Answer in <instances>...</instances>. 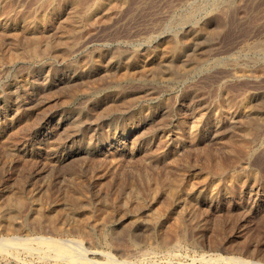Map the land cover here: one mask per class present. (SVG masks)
<instances>
[{"label": "rangeland", "instance_id": "rangeland-1", "mask_svg": "<svg viewBox=\"0 0 264 264\" xmlns=\"http://www.w3.org/2000/svg\"><path fill=\"white\" fill-rule=\"evenodd\" d=\"M35 1L0 0V241L264 264V0ZM147 53L157 63L124 79ZM43 252L0 248V264H68Z\"/></svg>", "mask_w": 264, "mask_h": 264}, {"label": "bare ground", "instance_id": "bare-ground-1", "mask_svg": "<svg viewBox=\"0 0 264 264\" xmlns=\"http://www.w3.org/2000/svg\"><path fill=\"white\" fill-rule=\"evenodd\" d=\"M11 1V0H10ZM37 1V0H36ZM35 1V2H36ZM68 2H70L72 5H74V4H76L77 5V3L79 2V1H82V0H67ZM101 3V2H100ZM103 3V2H102ZM213 3V2H212ZM211 3V4H212ZM64 4V3H63ZM79 4V3H78ZM206 5L207 4H210L209 2L207 3H205ZM205 4H204V6H205ZM214 4V3H213ZM218 4V3H217ZM53 5V4H52ZM80 5V4H79ZM113 5V4H112ZM200 5H201V3H200ZM39 6V5H38ZM50 6V5H49ZM203 6V5H202ZM210 6V5H209ZM208 6V7H209ZM218 6V5H217ZM113 7V6H112ZM2 8V7H1ZM18 8V7H17ZM72 8V7H71ZM99 8V7H98ZM108 8V7H107ZM193 8V7H192ZM207 8V7H206ZM22 9V8H21ZM64 9V8H63ZM69 9V8H68ZM197 9V8H196ZM201 9V8H200ZM208 9V8H207ZM18 10H19V8H18ZM81 10V9H80ZM192 10V9H191ZM190 10V11H191ZM194 10V9H193ZM205 10V9H204ZM82 11V10H81ZM198 11H199V9H198ZM198 11H196V14L198 13ZM201 11V10H200ZM207 11V10H206ZM75 12V11H74ZM86 12H87V9H86ZM204 12V11H203ZM208 12V11H207ZM206 12V13H207ZM211 12V11H210ZM214 12V11H213ZM35 13V12H34ZM70 13V12H69ZM83 13V12H82ZM64 15V14H63ZM69 15V14H68ZM75 15V14H74ZM77 15V14H76ZM185 15V14H184ZM16 16V15H15ZM39 18V17H38ZM86 18V17H85ZM45 19V18H44ZM50 19V18H49ZM69 19V18H68ZM200 19V18H199ZM42 20V19H41ZM46 20V19H45ZM67 20V19H66ZM176 20V19H175ZM39 21V20H38ZM38 21H36V22H34L33 24H32V26L31 27H29L26 31H29V32H32V34L34 33V34H36V33H38V29H39V24L38 23H40V22H38ZM62 21V20H61ZM72 21V20H71ZM75 21V20H74ZM78 21V20H77ZM191 21H193V14H188V15H185L180 21H179V24L181 25V24H186V23H188V22H191ZM214 21V20H213ZM43 23H44V21H42ZM48 22V21H47ZM76 22V21H75ZM49 23V22H48ZM52 23V22H51ZM63 23V22H62ZM199 23V22H198ZM28 24V23H27ZM31 24V23H30ZM59 24V23H58ZM175 24H177V23H175ZM202 24V23H201ZM43 25V24H42ZM49 25V24H48ZM61 25V24H60ZM76 25V24H75ZM205 25V24H204ZM204 25H200L198 28L196 27H191L190 29V31H191V33L193 34V35H197L198 33H197V31H203L204 30V32H205V28H207L206 27V25H205V28H204ZM74 26V25H73ZM26 27V26H25ZM66 27V26H65ZM172 27V26H171ZM23 28V27H22ZM27 28V27H26ZM44 28V27H43ZM71 28V27H70ZM77 28V27H76ZM200 28V29H199ZM57 29V28H56ZM72 29H73V27H72ZM82 29V28H81ZM4 30V29H3ZM23 30V29H22ZM25 30V29H24ZM43 30V29H42ZM61 30V29H60ZM181 30V29H180ZM41 31V30H40ZM44 32V31H43ZM43 32H41V33H43ZM46 32H48V31H46ZM69 32H71V31H69ZM74 32H75V30H74ZM77 32V31H76ZM83 32V31H82ZM177 32V31H176ZM175 32V33H176ZM208 32V31H207ZM34 34L32 35V36H34ZM47 34V33H46ZM45 34V35H46ZM74 34V33H73ZM72 34V35H73ZM27 35V34H26ZM43 35V34H42ZM62 35V34H61ZM65 35V34H64ZM36 36V35H35ZM177 36V35H176ZM175 36V37H176ZM49 37V36H48ZM173 37V36H172ZM28 38V37H27ZM38 38H40V37H38ZM44 38V37H43ZM42 38V39H43ZM52 38V37H51ZM46 39V38H45ZM53 39V38H52ZM67 39V38H66ZM37 40V39H36ZM48 40V39H47ZM47 40H45V41H47ZM71 40H72V38H71ZM70 40V41H71ZM167 40V39H166ZM38 41V40H37ZM50 41V40H49ZM64 41V40H63ZM171 41V40H170ZM175 41V40H174ZM62 42V41H61ZM183 42V41H182ZM41 43V42H40ZM170 43V42H169ZM169 43H167L168 45H169ZM29 44V43H28ZM36 44V43H35ZM59 44V43H58ZM71 44V43H70ZM176 44L177 43H173L172 45H170L169 47H167V49H162L163 50V54H164V57H162V58H165L164 60H166V59H170V60H175V59H178L179 58V53H180V49H179V47L178 46H176ZM14 45H16V44H14ZM19 45V44H18ZM31 45H32V48L30 49L29 48V53H30V56H28V57H31V55L33 54V57H31V58H34V55H37L36 53H38L39 51H40V48H38L37 49V44H36V46L34 45V44H29V47H31ZM34 45V46H33ZM40 44H38V46H39ZM45 46V45H44ZM46 48H44L43 50H47L48 49V51H49V49L53 46L52 44H49V43H47L46 44ZM55 46V45H54ZM61 46V45H60ZM63 46H65V45H63ZM67 46V45H66ZM16 47V46H15ZM40 47V46H39ZM27 48V47H26ZM191 48V47H190ZM17 50H16V52H15V57H20V56H24V55H26L25 53H24V51H26V50H23L22 48H20V47H17L16 48ZM42 49V48H41ZM53 49V48H52ZM51 49V50H52ZM39 50V51H38ZM45 50V51H46ZM70 50V49H69ZM32 53H31V52ZM65 51V50H64ZM153 51V50H152ZM14 52V51H13ZM27 52V51H26ZM54 52V51H53ZM62 52V51H61ZM3 53V52H2ZM41 53H42V51H41ZM44 53V52H43ZM65 53H66V51H65ZM185 53V52H184ZM4 54V53H3ZM28 54V53H27ZM55 54V53H54ZM128 54V53H127ZM162 54V55H163ZM29 55V54H28ZM46 55V54H45ZM56 55V54H55ZM58 55V54H57ZM136 55H138V54H136ZM134 56V57H137V56ZM181 55V54H180ZM193 55V54H192ZM2 56V55H1ZM8 56H9V54H8ZM14 57V56H13ZM154 58H155V56H153V54H151V53H147L146 55H139V57H137V58H134L133 59V57H132V60H130V61H127V63L126 64H124L125 65V67H123L122 68V71H123V77H124V79H130V77H132L133 75H135V74H137V73H143V71L144 70H146V69H150V66H152V65H154L155 63H157L156 62V60H154ZM157 58V57H156ZM42 59V58H41ZM117 59H118V57H117ZM125 59H127V58H125ZM182 59V58H181ZM199 59V58H198ZM197 59V60H198ZM7 60V59H6ZM14 60V59H13ZM160 60H161V58H160ZM169 60V61H170ZM185 60V59H184ZM195 60V59H194ZM14 61H16V59L14 60ZM37 61V60H36ZM126 61V60H125ZM167 61V60H166ZM35 62V61H34ZM99 62V61H98ZM172 62V61H171ZM163 63V62H162ZM169 63V62H168ZM173 63V62H172ZM171 64V63H170ZM170 64H169V66H170ZM175 64H176V62H175ZM163 65H165V64H163ZM156 66V65H155ZM159 66H160V63H159ZM176 66V65H175ZM182 66V65H181ZM1 67V66H0ZM157 67H158V65H157ZM171 67V66H170ZM172 67H173V65H172ZM171 67V68H172ZM186 68V67H185ZM184 68V70L186 71V69ZM188 68V67H187ZM157 69H159V68H157ZM160 70V69H159ZM183 70V69H182ZM151 71V70H150ZM149 71V72H150ZM164 71H166V70H164ZM163 71V72H164ZM187 71H189V70H187ZM3 72V71H2ZM177 72H178V70H177ZM1 73V72H0ZM160 73V72H159ZM158 73V74H159ZM188 73V72H187ZM114 74V73H113ZM140 75V74H139ZM161 75H162V73H161ZM175 75V74H174ZM177 75V74H176ZM106 76V75H105ZM153 76V75H152ZM109 77V76H108ZM148 77V76H147ZM176 77V76H175ZM180 77V76H179ZM150 78V77H149ZM165 79V78H164ZM168 79H170V78H168ZM175 79V78H174ZM101 80V79H100ZM104 84H105V82H103ZM107 83V82H106ZM176 83V82H175ZM74 84V83H73ZM85 84V83H84ZM109 84H111V82L109 83ZM113 84V83H112ZM75 85V84H74ZM73 85V86H74ZM86 85V84H85ZM106 85V84H105ZM101 87V86H100ZM75 88V87H74ZM77 88V87H76ZM99 89V88H98ZM121 89V88H120ZM119 89V90H120ZM67 90V89H66ZM72 90V89H71ZM59 91V90H58ZM74 91H75V89H74ZM121 91V90H120ZM54 92V91H53ZM61 92V91H60ZM72 92V91H71ZM97 92V91H96ZM60 94V93H59ZM117 94V93H116ZM53 95H54V93H53ZM72 95V94H71ZM78 96V95H77ZM64 97V96H63ZM111 98V97H110ZM67 100V99H66ZM258 102H261L260 100L258 101ZM123 103V102H122ZM130 103V102H129ZM225 104V103H224ZM227 104H228V102H227ZM253 104V103H252ZM255 104V103H254ZM257 104V103H256ZM255 104V105H256ZM255 105H253V106H255ZM259 106V105H258ZM118 107V106H117ZM121 107V106H120ZM126 107V106H125ZM129 107V106H128ZM230 107V106H229ZM262 110V109H261ZM261 113H263L264 114V109H263V111L261 112ZM21 114V113H20ZM256 114V113H255ZM255 114H253L252 116H251V120H259V118L255 115ZM262 115V114H261ZM28 120V119H27ZM22 121V120H21ZM219 122V121H218ZM249 122V121H248ZM253 122V121H252ZM21 124H23V123H21ZM250 124H251V122H250ZM32 126V125H31ZM191 127H192V125H191ZM194 127V126H193ZM192 129H195V128H192ZM190 131V130H189ZM15 132H18V131H15ZM14 132V133H15ZM184 132V131H183ZM194 132V131H193ZM193 132H192V134H193ZM20 133V132H19ZM16 134V133H15ZM17 135V134H16ZM24 135H25V133H24ZM18 136V135H17ZM19 140V139H18ZM22 140V139H21ZM20 141V140H19ZM12 144V143H11ZM56 144V143H55ZM15 146V145H14ZM12 149V148H11ZM211 152V151H210ZM208 153V152H207ZM84 185V184H83ZM82 187V186H81ZM212 195V194H211ZM74 200V199H73ZM9 206V205H8ZM10 209V208H9ZM65 220V219H64ZM11 223V222H10ZM71 239V238H70ZM55 240V239H54ZM54 240H51V238H48V239H43V238H35V239H20L19 237L18 238H12L11 240H9V242H6L5 243V241L4 242H2V241H0V248L1 249H7L8 248V250H9V248H12V249H23L24 251H27V252H32L33 253V251L34 250H36V247H38V248H42L43 250H44V252H43V254H42V256H43V258H51L52 259V257L55 259V260H57L58 262L59 261H64L65 263H68V264H132L131 262H117L115 259H113V258H111V257H107V259L104 261V262H102V263H95V262H93L91 259V261L88 259V257H87V254L85 253V250H83L82 249V245H79L78 244V242L76 243V242H69V241H58V240H56V241H54ZM33 243H35V244H37L38 246H36L35 248H34V246H33ZM41 250V249H40ZM3 252V251H2ZM1 252V253H2ZM5 252V251H4ZM11 252H12V250H11ZM10 252V253H11ZM7 253V252H6ZM10 253H9V255H10ZM15 253V252H14ZM13 253V254H14ZM16 253H18L17 252V250H16ZM32 253H31V255H32ZM12 254V253H11ZM40 254V253H39ZM28 255H30V254H28ZM108 255V254H107ZM37 256V255H36ZM41 256V257H42ZM110 256V255H109ZM40 257V258H41ZM21 258V257H20ZM214 258V257H213ZM208 258V259H206L205 261H206V263L207 264H220V263H223V264H252V263H250V262H248V261H245V260H242V259H237V258H227L226 257V259H224V260H222V259H219V258ZM7 259V258H6ZM42 259V258H41ZM53 259V260H54ZM202 260V259H201ZM222 261V262H221ZM48 263V262H47ZM254 264V263H253Z\"/></svg>", "mask_w": 264, "mask_h": 264}]
</instances>
